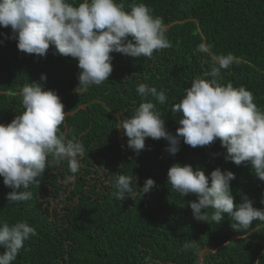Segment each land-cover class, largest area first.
<instances>
[{
	"label": "trees",
	"instance_id": "1",
	"mask_svg": "<svg viewBox=\"0 0 264 264\" xmlns=\"http://www.w3.org/2000/svg\"><path fill=\"white\" fill-rule=\"evenodd\" d=\"M117 2L125 10L133 3L146 4L163 19L171 47L155 51L152 58L111 53L109 79L86 91L78 86L76 59L58 54L54 46L43 57L24 53L11 27L0 26V123H10L24 110L20 90L37 81L55 90L64 104L60 132L85 148L72 182H66L73 175L68 161L49 157L45 173L28 189V201L9 202L6 195L12 189L0 177V222L26 221L36 229L12 264H264V222L253 221L241 232L231 228L227 214L219 224L198 222L189 205L196 197H182L167 177L176 162L202 168L206 175L217 167L230 170L235 174L230 182L234 203L246 195L254 207L264 208V181L250 165L226 159L219 140L193 148L181 138L172 155L165 139L146 138L145 149L137 154L118 128L143 102L136 88L145 83L165 92L163 105L147 99L157 104L168 131L176 133L179 116L171 106L180 102L193 79H211L205 76L211 58L196 51L200 43L211 45L215 54L237 58L221 70L218 82L244 86L264 111V0ZM119 175L131 176L135 190L124 200L113 196ZM147 178L155 186L141 195ZM185 243L194 247L185 250Z\"/></svg>",
	"mask_w": 264,
	"mask_h": 264
},
{
	"label": "clouds",
	"instance_id": "2",
	"mask_svg": "<svg viewBox=\"0 0 264 264\" xmlns=\"http://www.w3.org/2000/svg\"><path fill=\"white\" fill-rule=\"evenodd\" d=\"M0 26L11 27L18 50L24 53L43 57L54 46L58 54L76 59L82 91L109 79L113 52L152 58L155 51L171 47L163 19L154 16L144 3H133L125 10L117 0H0ZM196 51L211 58V69L205 73L211 79H193L180 102L171 106V112L179 116L175 134L166 128L157 104L147 99L152 97L163 105L165 92L145 83L136 88L143 102L118 128L124 130L128 147L137 154L145 149L146 138L165 139L166 151L172 155L179 151L181 138L193 148L219 140L226 148V159L250 165L255 176L264 181V111L244 86L218 82L221 70L238 62L237 58L231 53L215 54L207 43H200ZM40 80L45 81L46 75L41 74ZM20 96L24 110L10 123H0V177L12 189L6 195L9 202L31 199L28 189L45 173L49 157L67 160L73 175L66 182L74 181L81 167L79 158L85 152L82 142L67 139L59 130L67 112L55 90L33 81L22 87ZM167 177L182 197H196L189 205L198 222L219 224L227 214L237 232L248 230L253 221L264 222V208L254 207L246 195L239 204L234 203L230 182L235 174L230 170L217 167L206 175L202 168L176 162ZM154 186V179L147 178L141 195ZM113 187L118 200L135 194L128 175H119ZM35 235L36 229L26 221L0 222V264H12L25 241ZM183 247L187 250L194 244Z\"/></svg>",
	"mask_w": 264,
	"mask_h": 264
}]
</instances>
